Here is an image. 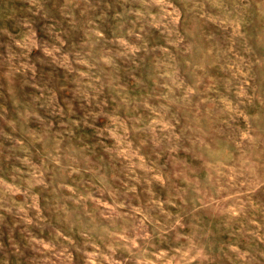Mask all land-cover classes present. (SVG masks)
<instances>
[{"label":"rangeland","instance_id":"374dc122","mask_svg":"<svg viewBox=\"0 0 264 264\" xmlns=\"http://www.w3.org/2000/svg\"><path fill=\"white\" fill-rule=\"evenodd\" d=\"M0 264H264V0H0Z\"/></svg>","mask_w":264,"mask_h":264}]
</instances>
